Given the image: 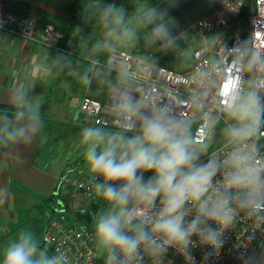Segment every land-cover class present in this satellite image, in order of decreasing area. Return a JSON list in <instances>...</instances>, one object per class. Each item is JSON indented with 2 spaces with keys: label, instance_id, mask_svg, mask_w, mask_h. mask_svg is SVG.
<instances>
[{
  "label": "clouds",
  "instance_id": "9594fccd",
  "mask_svg": "<svg viewBox=\"0 0 264 264\" xmlns=\"http://www.w3.org/2000/svg\"><path fill=\"white\" fill-rule=\"evenodd\" d=\"M83 20L102 30L88 65L81 72L70 55L62 54L49 62L44 75L51 81L66 71L88 90L96 78L113 94L111 125L94 119L79 131L90 191L103 203L93 218L97 253L104 264H165L174 249L185 264H197L193 250L199 246L207 249L202 257L207 264L220 254L225 233L241 214L264 223V83L237 74L227 77L232 80L228 95L219 96L220 84L205 70L200 75L206 85L199 91L154 103L136 94L130 72L121 71L117 82L104 75L98 56L133 45L141 26L174 45L176 24L168 9L145 6L130 16L122 5L107 3L86 10ZM82 33L78 25L74 34ZM246 43L238 41L230 51L255 75L264 66V54L246 49ZM207 85L217 89L214 110L208 106ZM34 91V84L25 83L9 90L11 107L0 110V149L29 145L44 128L43 103ZM255 237V231L250 233V239ZM238 258L241 264H264V250L246 248ZM0 264L71 262L64 250L50 253L30 227H22L0 245Z\"/></svg>",
  "mask_w": 264,
  "mask_h": 264
},
{
  "label": "built area",
  "instance_id": "2783aa9c",
  "mask_svg": "<svg viewBox=\"0 0 264 264\" xmlns=\"http://www.w3.org/2000/svg\"><path fill=\"white\" fill-rule=\"evenodd\" d=\"M247 18V25H241V19ZM0 21L2 30L8 31L22 39L34 42L53 50L64 51L61 42L65 37L63 27L53 19L44 17L41 12L29 10L25 5L13 0H0ZM207 22L205 26L201 22ZM184 34L206 37L207 40L196 46L191 58L183 44L162 45L160 48H137L133 45L118 48L108 53L101 66L108 68L112 74V81L117 82L121 71L132 74V83L136 94L143 95L152 102L173 100L178 94L185 97L199 91L206 85L200 75L202 71L212 73V79L220 84L218 95L227 96L232 85V77L237 74L247 80L248 73L252 80L264 83V66H259L253 75L247 67L233 59L230 49L238 41H246L245 48L253 53L264 54V0H223L206 17L199 20ZM75 54L74 51L70 50ZM147 58V59H145ZM187 60L186 64L180 63ZM174 63L171 67L166 63ZM223 69L221 73L220 69ZM225 77L220 82V76ZM94 80V79H93ZM209 92L207 102L210 109L216 108L217 89L214 85H207ZM264 94V89L261 90ZM114 103L113 94L108 90L105 98L94 97L86 89L81 96L79 114L80 125L94 119L106 120L112 123L111 105ZM179 110V108H178ZM187 108L184 109L186 113ZM184 114V113H182ZM223 142L220 132L216 133V143ZM74 151L66 156L58 176V189L81 195L88 200L97 198L90 191L83 159V149ZM206 159V158H204ZM151 173H146L149 176ZM93 229L76 214H69L60 209L50 216L43 235V245L52 253L57 248L64 250L71 264H104L92 241ZM255 231V239H250V233ZM225 246L218 256H213L207 264H241L238 252L243 249L264 250V223L255 222L248 215L241 214L233 228L225 233ZM197 247L193 255L197 264H202L204 251ZM165 264H185L181 255L174 249H169Z\"/></svg>",
  "mask_w": 264,
  "mask_h": 264
},
{
  "label": "crops",
  "instance_id": "0c3cea01",
  "mask_svg": "<svg viewBox=\"0 0 264 264\" xmlns=\"http://www.w3.org/2000/svg\"><path fill=\"white\" fill-rule=\"evenodd\" d=\"M13 1L25 5L29 10L41 12L44 17L53 19L60 26L74 30L78 25L83 28L82 34H74L65 42H61V46L66 49L64 51L41 46L0 29V104H8L9 90L18 83L34 84L33 94L43 103L46 126V120L51 116L49 109L61 93H64V89L80 85L78 80L70 77L66 71L57 72L49 81L44 75L49 70V62L59 55H70L82 72L90 57L95 55L92 45L102 35L94 33L92 25L95 23L86 24L83 20L89 0ZM180 36L175 38L174 44H181L178 42ZM107 54L100 53L99 61L105 62ZM45 56L48 57V62L44 61ZM102 72L112 80L113 74L108 68L102 66ZM13 73L16 74L15 77ZM65 80L69 81V86L62 84ZM93 82L95 87L89 90V93L105 98L108 89L99 93L97 79L94 78ZM45 126L31 144L15 149H0V245L1 242L4 244L7 241L10 234L13 235L22 227H30L40 235L41 230H45L50 216L60 209L66 210V202L62 197L65 192L58 189V176L64 162H59L58 165L50 162L52 149H57L56 144L58 146L60 140L48 147Z\"/></svg>",
  "mask_w": 264,
  "mask_h": 264
},
{
  "label": "rangeland",
  "instance_id": "374dc122",
  "mask_svg": "<svg viewBox=\"0 0 264 264\" xmlns=\"http://www.w3.org/2000/svg\"><path fill=\"white\" fill-rule=\"evenodd\" d=\"M158 0H148L149 4L156 3ZM107 3H115L116 5H122L129 13L130 16H135L137 10L147 6L146 0H89L86 4V10L92 9L94 5H103ZM241 25L246 27L247 18L243 17L241 20ZM94 33L96 35H102V30L98 25H92ZM150 34V29L146 26H141L139 28V40L133 44V46L137 48H143L144 42L148 38ZM207 40L205 37L201 36H190L188 34H182L178 39V42L183 44L185 49L187 50L188 58H191V53L193 49L198 46L200 43H203ZM144 42V43H143ZM252 80L251 74L248 73L247 80ZM97 88H100L98 91L105 92L107 88L98 84ZM95 87V82H93L91 90ZM84 89L81 85L79 86H70L69 88L64 89V93H61L58 99L53 103L52 108L49 109L51 112V116L46 120V135L48 144L50 146L55 145L57 141L60 140L58 146L56 144L57 149L51 155V160L53 164L58 165L59 162H64L65 157L74 151L73 149L76 147L77 149L82 150V146L79 144V131L81 128L80 125V98L84 92ZM102 90V91H101ZM58 94V93H57ZM92 96L98 97L99 99H104V97L98 95ZM51 144V145H50ZM51 149V148H49ZM66 202L65 209L69 214H76L77 217L83 220L86 224H88L93 229L94 224V216L103 207V203L98 199L88 200L85 197L77 194H73L70 192H65L62 196ZM45 231V230H44ZM44 231L41 230L40 235L39 232H36L38 238L40 239L41 246L46 248L43 245V235ZM15 233L10 234L8 239L14 236ZM7 239V240H8ZM1 245L2 242H1ZM47 249V248H46ZM50 253H52L49 249H47Z\"/></svg>",
  "mask_w": 264,
  "mask_h": 264
},
{
  "label": "water",
  "instance_id": "95a60500",
  "mask_svg": "<svg viewBox=\"0 0 264 264\" xmlns=\"http://www.w3.org/2000/svg\"><path fill=\"white\" fill-rule=\"evenodd\" d=\"M222 2L223 0H174V3H170V0H163L154 7L168 9L170 19L176 24L175 38H177L191 29L199 20L213 12ZM146 27L150 29L151 34V28ZM151 36L158 45L164 44L162 40H158L152 34Z\"/></svg>",
  "mask_w": 264,
  "mask_h": 264
},
{
  "label": "trees",
  "instance_id": "16d2710c",
  "mask_svg": "<svg viewBox=\"0 0 264 264\" xmlns=\"http://www.w3.org/2000/svg\"><path fill=\"white\" fill-rule=\"evenodd\" d=\"M146 1H147V6H155L156 4L160 3L163 0H158L156 3H152V4H149L148 0H146ZM63 31L65 33V37L62 40V42H65L68 38L73 37V35H74V29H72V28L64 27ZM146 40H149L150 42H147ZM146 40H144V42H147V43H145L143 45V48H145V47H148L149 49H153V48H158L159 49L160 48V45H158L155 42V40L153 39L151 34L148 35V38ZM186 62H187V60H182L183 64H186ZM166 63L168 65H170L171 67H174V63L171 64L168 61H166ZM10 107L11 106L9 104H0V110L10 109Z\"/></svg>",
  "mask_w": 264,
  "mask_h": 264
}]
</instances>
